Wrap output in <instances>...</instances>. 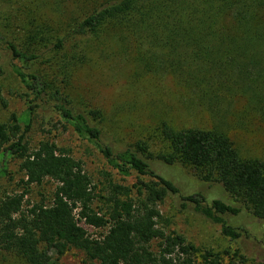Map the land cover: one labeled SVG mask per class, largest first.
Masks as SVG:
<instances>
[{
  "label": "trees",
  "instance_id": "obj_1",
  "mask_svg": "<svg viewBox=\"0 0 264 264\" xmlns=\"http://www.w3.org/2000/svg\"><path fill=\"white\" fill-rule=\"evenodd\" d=\"M51 11L53 26L33 33L28 42L18 44L0 31V50L9 54L26 101L21 113L0 121V154L17 157L23 172V191L0 198V248L23 264H60L70 249L81 252L86 264H248L239 249L223 251L224 263L222 254L156 227L158 203L180 194L152 163L192 167L199 180L221 184L233 201L264 220V161L242 157L215 127L176 129L165 121L157 127V150L137 143L115 152L101 140L95 122L102 120L101 111L75 107L40 66L64 52L76 69L86 59L84 39L100 42L113 33L127 45L140 74H170L213 118L234 115L241 125L251 119L264 124V0H73L67 12L57 2ZM239 101L243 110L235 115ZM0 104L6 105L1 89ZM40 110H50L57 122L93 144L119 174L148 176L132 186L137 197L132 187L113 184L106 209H94L97 195L80 160L52 141L29 147L25 135ZM45 179L56 183L50 204H33L24 214L28 188ZM180 197L239 242L242 233L221 217L238 214L239 206L218 198L207 202L200 192ZM86 226L106 231L92 237ZM155 240L156 252L150 247Z\"/></svg>",
  "mask_w": 264,
  "mask_h": 264
},
{
  "label": "rangeland",
  "instance_id": "obj_2",
  "mask_svg": "<svg viewBox=\"0 0 264 264\" xmlns=\"http://www.w3.org/2000/svg\"><path fill=\"white\" fill-rule=\"evenodd\" d=\"M56 2L63 6L65 12L73 8V0H0V31L18 44L28 42L33 33L53 26L51 10ZM83 41L86 59L78 68L73 69L75 60L63 56L64 52L40 67L44 68L47 77L57 84L75 107L86 111L98 108L101 111L102 120L95 122L102 131V142L111 146L113 151H120L128 146L134 148L137 143H145L150 151L157 150L161 146L157 127L165 121L176 129L192 127L207 130L215 127L227 134L242 157L264 161L263 123L251 119L241 125L234 115L223 119L213 118L192 92L177 85L170 74H140L132 62L127 45H122L113 33L104 35L100 42L91 39ZM9 62V54L0 50V89L6 101L5 106L0 104V121H6L11 113H21L26 107L22 96L24 89L10 70ZM67 77L69 80L61 82ZM243 105V101L235 104V115L241 113ZM57 120L50 110H40L25 139L29 147L36 146L40 141H52L82 162L97 195L93 203L94 209H106L104 203L111 195V185L131 188L138 180L149 179L148 176L135 172L128 176L119 174L93 144L81 139ZM1 151L2 146L0 153ZM19 164L17 157L7 153L4 156L0 154V198L23 191L20 186L23 172ZM152 167L158 174L170 179L180 194L166 196L158 203V229L165 234L180 235L186 243L199 249H210L220 255L225 250L233 253L239 249L248 264L264 262V220L254 217L239 202L233 201L221 184L199 180L190 166L153 162ZM55 185L53 180L45 179L40 185L30 186L24 196L22 212L27 213L33 204H50ZM196 192L204 195L207 202L218 198L240 207L236 215H221L227 224L238 228L242 233L239 242L230 240L222 233L219 223L194 212L192 206L180 197ZM131 194L132 197H137L133 187ZM86 229L92 237H99L106 231V228L89 226ZM150 247L154 252L158 251V241H153ZM221 256L226 263L228 257L223 254ZM0 264L23 263L0 248ZM60 264L86 263L81 252L70 249L61 257Z\"/></svg>",
  "mask_w": 264,
  "mask_h": 264
}]
</instances>
